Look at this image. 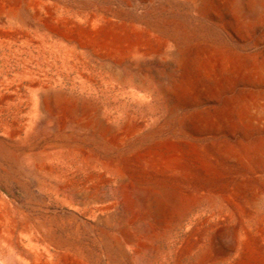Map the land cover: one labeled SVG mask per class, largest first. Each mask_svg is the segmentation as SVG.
<instances>
[{
    "label": "rangeland",
    "instance_id": "obj_1",
    "mask_svg": "<svg viewBox=\"0 0 264 264\" xmlns=\"http://www.w3.org/2000/svg\"><path fill=\"white\" fill-rule=\"evenodd\" d=\"M263 142L264 0H0L20 231L89 264H264Z\"/></svg>",
    "mask_w": 264,
    "mask_h": 264
},
{
    "label": "bare ground",
    "instance_id": "obj_2",
    "mask_svg": "<svg viewBox=\"0 0 264 264\" xmlns=\"http://www.w3.org/2000/svg\"><path fill=\"white\" fill-rule=\"evenodd\" d=\"M228 60L234 63L236 58L229 56ZM73 111H77L75 107ZM253 154L258 160L264 162V142ZM169 193L171 192L148 191L144 194L143 204L150 208L159 209L166 199L171 197ZM109 209L110 206H105L101 210L106 212ZM17 246L22 250L16 251L15 248ZM122 246L124 245L121 244L120 249H122ZM0 264L89 263L80 259L79 255L72 253L68 249L63 251L52 248L50 243L43 241L41 237L34 233L20 231L18 221L8 204V200L3 197L2 200L0 199Z\"/></svg>",
    "mask_w": 264,
    "mask_h": 264
}]
</instances>
